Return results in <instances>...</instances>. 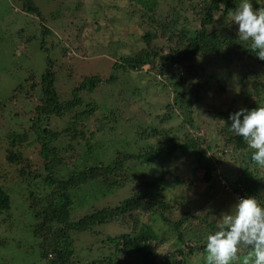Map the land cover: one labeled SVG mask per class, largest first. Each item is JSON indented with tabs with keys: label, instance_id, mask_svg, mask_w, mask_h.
Wrapping results in <instances>:
<instances>
[{
	"label": "trees",
	"instance_id": "trees-1",
	"mask_svg": "<svg viewBox=\"0 0 264 264\" xmlns=\"http://www.w3.org/2000/svg\"><path fill=\"white\" fill-rule=\"evenodd\" d=\"M135 1L141 8L134 6L127 16L136 21L126 23L121 33L144 42L145 46L133 55L116 60L113 68L142 71L148 66L149 75L157 72L168 81L173 90L172 99L167 100L163 113L157 116L162 124L175 120L184 142L179 143L182 136L174 135L175 131L170 128H154L148 135L151 141L139 151L118 153L108 165L75 168L73 163L81 156V146L87 147L85 153L94 152L101 138L106 137L104 132H109L105 125L116 122L114 111H108L103 118L93 117L104 106L95 102L93 94L102 85L114 82L117 76L80 74L79 82L67 87L69 91L59 89V73L64 70L68 80L73 73L66 67L57 70L58 64L48 57L39 82L35 83L34 75L29 78L33 94L28 91L27 98L31 94L36 98L30 113V119L35 121L32 125L35 136L27 137L24 132L25 138H20L14 132L7 131L3 136L0 133V154L4 153L7 163L19 167L18 179H13L8 187L15 184L28 191V199L22 206L25 204L29 231L34 235L31 242L39 239L40 258L45 264H264V232L260 226L252 234L250 231L255 221L264 224V146L256 145L255 132L246 130L238 134L235 129L242 120L252 122L254 113H260L264 106V0ZM19 2L26 14L44 19V12L35 0ZM173 2L177 4L174 6ZM241 9H245L242 14L238 13ZM216 14L223 18L234 14V17L223 25L217 22ZM130 27L136 30L131 35ZM82 32L83 27L78 29L76 37ZM62 52L66 53V49ZM244 56L254 70L252 74L242 73L240 80L248 87L249 99L255 100V105L220 113L221 120L229 118L231 122V126L222 129V121L214 115L207 116L212 112L202 102L201 91L205 89L201 82H208L204 76L225 78L232 72L233 64L243 66ZM200 61L207 64L213 61L218 65V74L214 75L215 69L208 66H198ZM197 71L199 84L192 79V73ZM90 118L94 124L89 122L91 127L86 129ZM0 119L4 120L3 114ZM226 129L234 135L226 136ZM27 139L29 142L25 143ZM66 142L75 143L79 148H75L80 155L74 161L67 155L72 152L68 146L66 150L59 149L58 145ZM36 144L40 167L24 156L25 150ZM180 147L193 154L197 165L205 170L204 180L210 184L206 192L195 198L174 189L184 182L179 176L176 175L172 186L166 180L170 171L165 164L167 158ZM134 163L152 166L147 168L151 169V177L142 175L141 182L117 205L93 207L79 219H71L73 189L100 179L107 192L126 189L130 179L127 170ZM218 185L238 196L236 202L245 213L236 217L240 220L237 226H221L213 217L218 215V210L213 209L218 202L210 205L219 198ZM8 187L0 184V215L6 217L15 204ZM171 190L174 192L170 193ZM219 204L230 213L224 202ZM218 209L221 208L218 206ZM147 216L173 229L175 240L150 225ZM4 220L0 219V225ZM33 221L39 223L33 224ZM246 223L249 232L245 229ZM96 226H109L103 229L106 234L102 241L96 246L89 245L90 241L83 240L82 236L77 240L86 244L79 248L75 234L90 232ZM4 241L2 244L6 245L8 241ZM211 244L218 258L207 255ZM80 249L89 250L90 258L81 260ZM91 250L104 255L91 259Z\"/></svg>",
	"mask_w": 264,
	"mask_h": 264
},
{
	"label": "rangeland",
	"instance_id": "rangeland-1",
	"mask_svg": "<svg viewBox=\"0 0 264 264\" xmlns=\"http://www.w3.org/2000/svg\"><path fill=\"white\" fill-rule=\"evenodd\" d=\"M35 1L44 12L43 20L34 15L26 14L22 10V4L19 0H0V106L4 108L0 111L4 117V120L0 119L1 136L7 134V131L19 134L20 138H25V134L22 136L24 132L27 137L35 136L32 130L35 121L30 119L32 118L30 113L35 107L36 98L32 96L33 90L30 89L33 83L29 81V78L34 75L35 83L39 82L47 67L48 57L58 64L57 70L61 71L62 68L66 67L73 73L71 80L65 77L67 73L64 70L59 73V89L72 87L70 85H75L74 83L77 84L80 80V74L117 76L114 82L102 85L93 94L95 102L104 105L93 117L103 118L108 111H114L116 122L108 125L103 124L109 132H104L106 137L101 138L102 141L98 143L99 147L94 152L85 153L87 147L81 146L83 151L79 160L73 163L75 168L79 169L83 166L97 164L108 165L115 161L118 153L130 154L139 151L151 141L148 135L149 131L154 128H170L169 130L175 131L174 135L182 136L180 129L175 127V120L162 124L157 116L163 113L162 110L165 109L163 107L167 104V100L169 102L172 99L173 95L172 87L165 78L157 72L149 75L148 66H144L142 71H123V69L116 70L113 68L116 60L119 61L122 56L133 55L145 46L144 42L135 41L131 36H123L121 33L126 23L131 24L136 21L127 16L137 5L135 0ZM176 4L173 2L174 6ZM109 5L112 8H109ZM137 7L141 8L140 5ZM177 10H179L178 7ZM244 10L241 9L238 13L242 14ZM149 15L152 16L151 13ZM215 17L218 23L225 25L233 19L234 14L228 15L227 18L221 17L220 14H216ZM156 19H160L159 16H156ZM142 22L146 25V22L143 20ZM82 27L83 32L76 37L78 29ZM129 32L131 35L136 30L130 27ZM126 40L127 44L124 45ZM63 49H66V53L62 52ZM242 61L243 66L233 64L232 72L225 78L220 76V80H217L218 76H212V79L204 76L208 82H201L198 78L200 73L198 71L196 74L192 73L194 83L199 84L201 82L203 89H205V91H201L202 102L212 112L207 116L214 115L222 121L224 123L222 129L231 126V122L229 118L221 120L220 113H225L230 108L238 111L241 108L255 105L253 102L255 100L249 99L248 87L240 80L242 73L252 74L254 69L249 66V60L246 56L242 58ZM197 65L208 66L215 69L214 75L218 74V65L214 64L213 61H209V64L200 61L197 62ZM254 65L257 66L255 62ZM66 90L69 91L70 88ZM28 91H31L32 94L27 98ZM14 96L15 98H13ZM2 114L0 115L1 118ZM254 114L256 117L252 118V122L250 119L247 120L248 122L242 120L235 129L238 134L246 130L255 132L256 145L264 146V106L260 113L255 112ZM8 115H12V118H9ZM109 120L106 122L108 123ZM91 121L90 118L86 129L94 124ZM89 122L92 124L89 125ZM62 126L63 124L60 125V127ZM111 127L115 129L112 130ZM224 132L226 136L234 135V132H230L229 129ZM26 142L29 140H25ZM180 142L183 144V136L180 138ZM58 146L59 149L64 150L67 149L66 146L70 148L72 152L67 155L72 161L80 155V151L76 150L79 148L75 147V143L70 145L66 142ZM24 156L27 160L32 161L35 166H41L38 144L34 147H28ZM165 164L167 169L171 171H168L169 174L166 175L169 186L175 185L176 175L184 180L175 188L173 186L178 192L183 190L188 197L195 198L208 189L210 184L204 180L205 170L197 165L191 152L180 147L171 158H167ZM149 167L152 166L134 163L132 169L127 170L130 179L129 187L126 189L107 192L106 185L101 179L91 181L78 189H73L71 195L74 204L71 219H79L88 214L93 207L102 208L117 205L121 200L128 197L134 187L141 182L142 175L146 174L145 177L148 179L151 177V169L147 170ZM18 168L17 165H10L5 161L3 152L0 154V184L6 189L13 179H18ZM8 188H10L15 204L7 217L0 215L1 220L5 219L4 223L0 225V264H45L40 258L39 239L37 238L36 242H31L34 235L29 231L30 225L27 224L29 218L24 211L26 210L25 204L22 206L28 199V191L25 187H17L15 184ZM218 191L219 198L210 205L212 206L215 201L218 202L213 207L214 210H218V215L215 214L213 217L217 218V223L221 226L224 224L237 226L240 220L236 217L238 215L242 217L245 213L236 202L238 196L224 191L223 186L219 185ZM169 192L172 193L174 190ZM222 199L223 201H221ZM219 202H224L225 209H229L230 213H226ZM218 206L221 208L220 210ZM9 219L13 220L8 222ZM146 221L158 228L161 234H166V237H170L172 241L175 240L173 229L168 228L164 222L159 221L157 223L148 216ZM37 223L39 221H33V224ZM245 226H247L245 227L246 231L249 232V225L246 223ZM256 226H260L264 232V224L255 221L252 230H250L252 231L251 234ZM9 227L14 228L8 230ZM108 227L96 226L90 232L75 234V238L77 240L84 236L83 240H88L90 241L89 245L96 246L102 241L103 234H106L103 229ZM96 232L98 234H94ZM216 239H221V237H216ZM4 240L8 241L6 245L2 244L5 242ZM85 244L77 240L79 248ZM211 245L207 255H215L218 258V255L213 252V250L216 251L213 247L214 244ZM217 245L220 249L219 242ZM79 248H77L78 252ZM80 251L78 257L81 260L90 258L89 250L80 249ZM91 255L93 256L91 259H96V257L104 254L99 255L98 250H91ZM49 259H53V257L50 256Z\"/></svg>",
	"mask_w": 264,
	"mask_h": 264
}]
</instances>
